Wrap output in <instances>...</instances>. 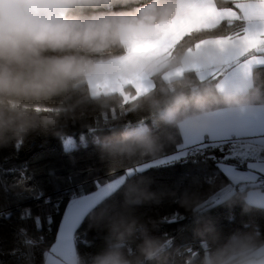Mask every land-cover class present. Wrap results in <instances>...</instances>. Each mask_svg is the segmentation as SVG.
Wrapping results in <instances>:
<instances>
[{
	"label": "clouds",
	"instance_id": "clouds-1",
	"mask_svg": "<svg viewBox=\"0 0 264 264\" xmlns=\"http://www.w3.org/2000/svg\"><path fill=\"white\" fill-rule=\"evenodd\" d=\"M238 2L246 0H88L60 15L73 0H0V149L79 125L109 175L78 197L91 200L77 228L87 220L105 234L102 246L81 253L74 237L63 264H264V233L247 225L224 233L206 219L220 204L264 209L255 182L193 178L177 189L136 170L206 134L218 114L264 110L262 65L223 75L224 51L244 28L231 16ZM165 202L192 217L195 247L154 233L166 218L143 209Z\"/></svg>",
	"mask_w": 264,
	"mask_h": 264
},
{
	"label": "trees",
	"instance_id": "trees-1",
	"mask_svg": "<svg viewBox=\"0 0 264 264\" xmlns=\"http://www.w3.org/2000/svg\"><path fill=\"white\" fill-rule=\"evenodd\" d=\"M264 69V66H258ZM85 135L86 146L81 143V134ZM75 139L72 149L65 152L64 146L58 137H36L27 142L20 150H14L9 155H4L0 149V264H15L17 248L26 250L20 235V229H24L26 236L39 242L40 237H45L48 241L47 247L55 239L59 223L63 217V209L67 207L68 201L74 192H79L82 185H92L94 190V180L96 176L101 179H109L108 171L96 157L92 144V136L86 129L79 125L69 127L65 136ZM77 138V139H76ZM170 149L168 154L174 152ZM217 155L219 153L217 152ZM89 169H93L90 174ZM27 170L30 179L27 180L24 188H18L20 183L18 177ZM143 175L153 179L156 185H166L174 187V182L183 179L188 185L192 178L200 177L203 182L208 177H213L217 181H227V177L216 167L215 161L205 160L203 157L197 161L195 158L180 160L170 165H162L158 168L148 169ZM6 182L8 195L5 197L3 184ZM33 189L35 191H33ZM22 192L21 196H17ZM35 192L43 195L39 199L35 198ZM45 200L51 203L45 204ZM60 203V210L54 207ZM25 208L31 209L32 216L21 220V211ZM15 211L17 215L5 217L7 212ZM147 215L154 218L171 216L175 212L185 218L182 221H168L160 223L154 233L171 234L175 238V246L183 248L193 242L197 243L194 234L192 217L185 213L184 209L178 208L175 204L163 203L160 206L143 209ZM51 215L53 223L49 225L48 216ZM40 217V227L37 228L35 218ZM231 217V219H229ZM206 219L218 230L228 233L236 229H242L244 224L255 227L264 233V209H250L244 212L239 205L228 206L220 204L213 206L206 214ZM229 224V230H221L220 224ZM51 229V231H49ZM79 240L88 239L96 244H103L104 233L88 228L85 220L77 229ZM81 253L95 251L85 246L82 242L77 243ZM38 264L43 263V251L45 247L40 243L32 246Z\"/></svg>",
	"mask_w": 264,
	"mask_h": 264
},
{
	"label": "snow or ice",
	"instance_id": "snow-or-ice-1",
	"mask_svg": "<svg viewBox=\"0 0 264 264\" xmlns=\"http://www.w3.org/2000/svg\"><path fill=\"white\" fill-rule=\"evenodd\" d=\"M206 0H194L196 4H203ZM88 0H73V6L61 10L60 15L82 12L87 6ZM237 12L231 13V16L244 23L242 31H238L235 36V43L232 47L225 49V64H224V77L230 78L241 72L253 63L264 66V11H262L257 3V0H246V2H238L236 4ZM217 20H212L209 26L215 24ZM255 38L258 43L241 45L239 43L241 37ZM159 43H167V39ZM247 63H244V61ZM64 150L68 152L72 149L74 141L72 137L62 136ZM81 143L86 145V138ZM23 146H18L16 150H20ZM217 152L219 155H217ZM203 157L205 160L215 161L216 167L227 177L233 181H253L255 184L264 189V110H255L247 114H218L214 121L210 124L206 134H194L185 137L182 143L175 146L173 154H167L159 161L145 162V164L136 165V170L143 171L146 167L148 169L158 168L162 165H170L182 159L188 160L195 158L197 161ZM246 165V170H241V166ZM131 171V170H130ZM90 174L93 169H89ZM257 173L261 175H257ZM201 181L200 177H194ZM30 176L27 170L23 173L18 180L16 186L24 188ZM193 179V178H192ZM106 180L96 176L94 180V190L98 185H103ZM202 182V181H201ZM259 182V183H257ZM187 185L184 184L183 179H178L174 182V187L177 189L183 188ZM92 185H82L79 192H74L71 199L67 203V207L63 209V218L59 223V229L55 233V240L47 247L48 241L45 237H40L39 242L28 238L25 230L20 229V235L25 237L23 244L26 250L17 248L14 252L16 255L15 264H38L35 257V252L32 246L40 243L45 247L43 251V264H63L64 259L71 253L73 238L75 237L76 244L81 242L77 234V225L80 222L83 212L89 205L91 197L88 199H78L84 193H92ZM33 191H35L33 189ZM3 192L5 197L8 195V188L6 182L3 184ZM23 193L18 192L17 196ZM43 195L41 192H35V198L39 199ZM96 195H101L96 192ZM45 204L51 203L45 200ZM57 211L60 210V203L54 205ZM4 215L10 216L11 212ZM32 216L31 209L25 208L21 211L20 219L24 220ZM160 223L168 221H182L179 212L173 213L170 217L165 216ZM231 219V217H229ZM48 223H53L51 215L48 216ZM159 223V224H160ZM36 227H40V217L35 218ZM250 226L244 224V226ZM229 224L221 223V230H229ZM51 231V229L49 230ZM173 237L171 234H167ZM88 243V248L97 250L102 244H96L94 241L84 239ZM174 243H176L174 238ZM85 246L86 244L83 243ZM195 247V242L189 244ZM187 246V245H186ZM84 253H89L88 251Z\"/></svg>",
	"mask_w": 264,
	"mask_h": 264
},
{
	"label": "rangeland",
	"instance_id": "rangeland-1",
	"mask_svg": "<svg viewBox=\"0 0 264 264\" xmlns=\"http://www.w3.org/2000/svg\"><path fill=\"white\" fill-rule=\"evenodd\" d=\"M58 138H59V140L63 141L62 137H58ZM72 139H73V141L75 143L76 141L74 140L73 137H72ZM14 150H15V148H13V147H8V148H3L2 149L3 154L6 155V156L9 155L11 152H14ZM11 213H12V215H17V212H15V211H11ZM10 216H5V217L7 218V217H10Z\"/></svg>",
	"mask_w": 264,
	"mask_h": 264
},
{
	"label": "crops",
	"instance_id": "crops-1",
	"mask_svg": "<svg viewBox=\"0 0 264 264\" xmlns=\"http://www.w3.org/2000/svg\"><path fill=\"white\" fill-rule=\"evenodd\" d=\"M77 139V138H76ZM75 140V139H74ZM61 144H62V146H64V144H63V141L62 142H60ZM173 154V153H172ZM241 170H246V165L245 166H241ZM257 175H261V174H259V173H257ZM257 183H259V182H257ZM63 218V217H62ZM62 220V219H61ZM58 229H59V227H58ZM58 231V230H57ZM55 240V239H54ZM54 242V241H53ZM43 264V263H42Z\"/></svg>",
	"mask_w": 264,
	"mask_h": 264
}]
</instances>
